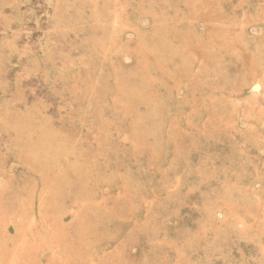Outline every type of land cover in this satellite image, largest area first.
I'll list each match as a JSON object with an SVG mask.
<instances>
[{
  "label": "rangeland",
  "instance_id": "374dc122",
  "mask_svg": "<svg viewBox=\"0 0 264 264\" xmlns=\"http://www.w3.org/2000/svg\"><path fill=\"white\" fill-rule=\"evenodd\" d=\"M0 264H264V0H0Z\"/></svg>",
  "mask_w": 264,
  "mask_h": 264
},
{
  "label": "bare ground",
  "instance_id": "6f19581e",
  "mask_svg": "<svg viewBox=\"0 0 264 264\" xmlns=\"http://www.w3.org/2000/svg\"><path fill=\"white\" fill-rule=\"evenodd\" d=\"M243 4H244V3H243ZM167 5H168V4H167ZM174 5H175V4H174ZM175 19H176V18H175ZM158 20H160V19H158ZM172 20H173V19H172ZM214 35H217V34H214ZM214 35H213V36H214ZM217 37H218V38H221V37H219V36H217ZM217 37H216V38H217ZM219 41H220V40H219ZM220 42H221V41H220ZM182 52H183V51H182ZM195 52H197V51H195ZM213 52H214V51H213ZM201 53H202V52H201ZM211 53H212V52H211ZM189 55H190V53H189ZM193 55H194V54H193ZM199 55H200V54H199ZM209 55H210V54H209ZM216 55H217V54H216ZM174 56H175V54H174ZM190 57H191V56H190ZM195 57H196V56H195ZM195 57H194V59H195ZM205 57H206V56H205ZM197 58H198V57H197ZM212 58H214V57H212ZM212 58H211V59H212ZM191 60H192V59H191ZM215 60H216V59H215ZM177 61H178V59H177ZM199 61H200V60H199ZM194 62H195V61H194ZM196 62H197V61H196ZM175 64H176V63H175ZM195 64H196V63H195ZM209 65H210V64H208V67H209ZM172 66H173V65H172ZM210 66H211V65H210ZM211 67H212V66H211ZM209 68H210V67H209ZM211 69H213V68H211ZM214 69H215V68H214ZM214 69H213V70H214ZM206 70H208V69H206ZM220 71H221V70H220ZM189 72H191V71H189ZM208 72H209V71H207V73H208ZM211 72H212V71H211ZM222 72H225V71H222ZM226 73H227V72H226ZM191 74H192V72H191ZM209 74H210V73H209ZM222 74H223V73H222ZM223 78H224V77H223ZM220 80H221V79H220ZM225 81L227 82V80H225ZM211 82H212V81H211ZM213 82H214V81H213ZM208 83H209V82H208ZM209 84H210V83H209ZM206 85L208 86V84H206ZM207 86H205V88H206ZM215 88H216V87H215ZM215 88H214V89H215ZM191 89H192V88H191ZM212 89H213V88H212ZM195 90H196V89H195ZM198 91H200V90H198ZM204 92H205V91H204ZM231 93H232V92H231ZM218 94H219V93H218ZM220 95H221V94H220ZM192 96H193V95H192ZM217 96H218V95H217ZM209 97H210V96H209ZM209 99H210V98H209ZM202 100H203V99H202ZM219 101H220V100H219ZM207 102H208V101H207Z\"/></svg>",
  "mask_w": 264,
  "mask_h": 264
}]
</instances>
